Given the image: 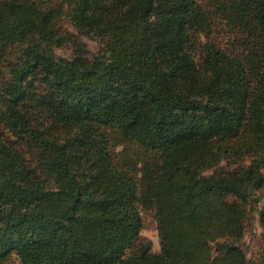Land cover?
<instances>
[{"label": "trees", "instance_id": "1", "mask_svg": "<svg viewBox=\"0 0 264 264\" xmlns=\"http://www.w3.org/2000/svg\"><path fill=\"white\" fill-rule=\"evenodd\" d=\"M253 212L264 235V0H0V264H264Z\"/></svg>", "mask_w": 264, "mask_h": 264}, {"label": "rangeland", "instance_id": "2", "mask_svg": "<svg viewBox=\"0 0 264 264\" xmlns=\"http://www.w3.org/2000/svg\"><path fill=\"white\" fill-rule=\"evenodd\" d=\"M204 5L211 4L214 0H199ZM63 25L65 29H69V31L77 34V31L71 25L69 20L66 18L62 19ZM214 33L211 38L218 44L222 45L223 47L232 50L230 43V36L226 32V27L223 23L218 22L216 27L213 28ZM83 42L87 47V55L88 57L97 56L101 50L102 44L99 40L94 37H83ZM55 53L59 57H66V58H73L75 55V49L71 44H66L62 47H55ZM110 139L113 144H117V150L120 154L122 152H126L122 149V139L110 132ZM132 149H129L131 152ZM125 153H123L124 155ZM140 209L142 212L143 220H144V228L142 231V236L152 242L153 251L160 252V243L157 231V223L154 216V211L148 207L140 205ZM244 248L247 251L248 257L251 259L258 258L264 253V235L263 230L260 226L259 215L258 213L253 212L252 218L248 222L247 232L244 239ZM6 264H21L18 257L14 254L7 261Z\"/></svg>", "mask_w": 264, "mask_h": 264}]
</instances>
